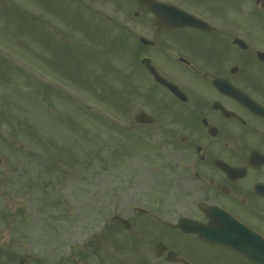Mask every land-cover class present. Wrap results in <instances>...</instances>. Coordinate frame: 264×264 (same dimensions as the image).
<instances>
[{
    "label": "rangeland",
    "instance_id": "374dc122",
    "mask_svg": "<svg viewBox=\"0 0 264 264\" xmlns=\"http://www.w3.org/2000/svg\"><path fill=\"white\" fill-rule=\"evenodd\" d=\"M134 10L0 0V264H165L152 257V124L133 119L152 115L130 53L152 21Z\"/></svg>",
    "mask_w": 264,
    "mask_h": 264
},
{
    "label": "flooded vegetation",
    "instance_id": "af4514ba",
    "mask_svg": "<svg viewBox=\"0 0 264 264\" xmlns=\"http://www.w3.org/2000/svg\"><path fill=\"white\" fill-rule=\"evenodd\" d=\"M123 1L152 21L130 43L152 91V257L253 264L211 239L264 241V0H156L180 10L160 16Z\"/></svg>",
    "mask_w": 264,
    "mask_h": 264
},
{
    "label": "water",
    "instance_id": "95a60500",
    "mask_svg": "<svg viewBox=\"0 0 264 264\" xmlns=\"http://www.w3.org/2000/svg\"><path fill=\"white\" fill-rule=\"evenodd\" d=\"M141 5L148 8L151 12L153 11L157 16H160L163 10L166 9L167 6L163 4H158L154 0H137ZM136 120L139 122H149L151 117L147 116L144 112H140L138 116H136ZM126 226H129L127 221H124ZM215 234H221L218 232H214ZM211 240L216 243L223 244L239 253L247 257L251 262L255 264H264V246L259 245L255 242V239L249 242L242 240L236 236L229 237L227 235H217L213 237ZM22 263V261H20Z\"/></svg>",
    "mask_w": 264,
    "mask_h": 264
}]
</instances>
